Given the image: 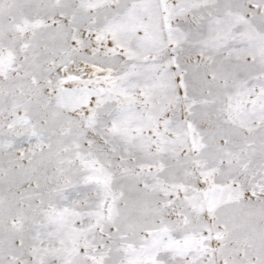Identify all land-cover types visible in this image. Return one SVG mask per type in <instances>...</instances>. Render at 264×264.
Masks as SVG:
<instances>
[{
	"label": "snow or ice",
	"instance_id": "6c2138e0",
	"mask_svg": "<svg viewBox=\"0 0 264 264\" xmlns=\"http://www.w3.org/2000/svg\"><path fill=\"white\" fill-rule=\"evenodd\" d=\"M0 264H264V0H0Z\"/></svg>",
	"mask_w": 264,
	"mask_h": 264
}]
</instances>
